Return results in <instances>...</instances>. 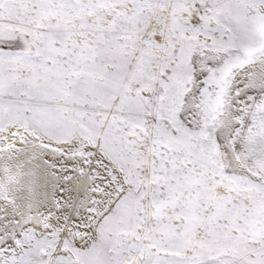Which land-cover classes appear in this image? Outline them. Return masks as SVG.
<instances>
[{
    "label": "snow or ice",
    "instance_id": "snow-or-ice-1",
    "mask_svg": "<svg viewBox=\"0 0 264 264\" xmlns=\"http://www.w3.org/2000/svg\"><path fill=\"white\" fill-rule=\"evenodd\" d=\"M0 264H264V0H0Z\"/></svg>",
    "mask_w": 264,
    "mask_h": 264
}]
</instances>
